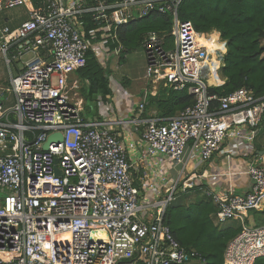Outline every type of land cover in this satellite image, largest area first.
<instances>
[{
    "label": "built area",
    "instance_id": "built-area-1",
    "mask_svg": "<svg viewBox=\"0 0 264 264\" xmlns=\"http://www.w3.org/2000/svg\"><path fill=\"white\" fill-rule=\"evenodd\" d=\"M181 2L0 0V12L26 8L21 21L0 23V57L10 74L0 91V264L206 263L201 251L183 247L165 223L167 207L180 188L194 187L197 174L185 173L191 160L205 163L228 142L253 141L264 117V96L246 86L211 93L218 84L187 71L199 53L195 38L203 32L179 18ZM154 11L171 15V29L149 30L141 43L150 85L132 122L142 129L139 140H127L115 126L128 121L93 120L82 113L75 73L95 49L83 18L93 17L95 37ZM114 54L121 59L122 50ZM185 89L194 95L193 105L172 117H142L150 97ZM72 92L79 100L73 101ZM54 133L63 140L44 150ZM159 158L175 162L180 174L169 179L164 167L154 178L146 173L143 192L132 168L146 161L154 170ZM247 173L252 188L246 194L205 192L216 206L217 225L232 220L243 225L227 245L225 264H254L264 256V223H245L251 210L264 211V166L251 162ZM100 231L106 239L94 235Z\"/></svg>",
    "mask_w": 264,
    "mask_h": 264
},
{
    "label": "trees",
    "instance_id": "trees-1",
    "mask_svg": "<svg viewBox=\"0 0 264 264\" xmlns=\"http://www.w3.org/2000/svg\"><path fill=\"white\" fill-rule=\"evenodd\" d=\"M179 18L191 21L198 32H203L195 38L199 46L196 58L201 67H207L204 78L211 85L218 84L209 88L211 93L225 95L246 86L254 89L257 96H264V0H182ZM83 19L88 37L95 44V49L88 51L85 62L76 70L77 76L87 84L86 103L112 94L110 74L100 59L101 50L111 54L120 49L124 60L125 54L141 46L149 30L169 32L172 21L168 13L154 11L126 24L114 25L105 35V31H98L93 37L90 32L98 25L91 15ZM211 54L214 55L209 61ZM152 99L157 116L162 118L177 115L195 101L186 89L161 90ZM215 209L211 200L196 198L185 202L176 195L164 218L183 247L202 252L206 258L204 264H225L227 245L242 230L236 220L221 227L216 225L211 217ZM254 264H264V256Z\"/></svg>",
    "mask_w": 264,
    "mask_h": 264
},
{
    "label": "crops",
    "instance_id": "crops-1",
    "mask_svg": "<svg viewBox=\"0 0 264 264\" xmlns=\"http://www.w3.org/2000/svg\"><path fill=\"white\" fill-rule=\"evenodd\" d=\"M0 59L2 58L0 57ZM13 69L16 73L18 70V64H15ZM1 74L2 72H0V75ZM9 76L10 74L8 69L7 75L0 78V91L8 85ZM114 82L115 84L119 85L120 89L119 88L116 89V86L113 87V82L110 81V86L113 94L112 98L114 97V102L112 101L111 102L113 103L112 104L113 108H115L114 113H112L111 120L128 121L126 125L123 124L115 127L121 132L122 136L125 139L137 141L139 140L142 129L136 128L135 124L132 122L133 120H135V118L138 117V115H140V113L137 112V107L142 96L141 92L139 93L135 89L134 92L127 93L125 95L121 90L122 89L120 86L121 84H119L116 80ZM7 96L9 100L12 98L13 101V96L11 93H7ZM151 98L153 97H150L149 100H151ZM107 100L109 101V99ZM85 103L86 102L84 99V105ZM115 113L116 115H114ZM85 116L93 120L100 119L99 115H95L91 117V115L85 114ZM142 117L149 118L151 116H145V111H144ZM136 155H137L136 151L132 153L131 157L133 161L136 160L137 158ZM157 161H159V159H157ZM161 161H164L166 164L173 162L172 160L169 159H161ZM251 162H255L258 165L264 166V118L261 124L255 129V138L253 139V141L242 142L241 144H238V142L237 143L228 142L223 147L222 151L217 153L212 158V160L202 163L203 164L202 167L200 166L195 170L191 169L189 163L187 165L185 173L197 174V178L193 181L195 185L194 187L192 188L190 187L185 190L183 188H180L178 191H181L183 193L189 192V194L191 193L190 195L195 196L193 197L195 199L203 198L205 200H211V201L212 199L207 197L205 194L207 190L230 191L235 194H246L252 188V181L247 173V165L250 164ZM173 163H174V167L171 174H169L168 171L165 172L163 171L164 176L169 179H176L180 174V166H176L175 162ZM199 163L201 162L196 161V164ZM158 170H151L150 166L146 161H136L134 167L132 168V173L135 178L136 185L143 190V182L145 180L143 178L145 177V175L148 174L150 178H154L155 172H158ZM157 183L159 184V181ZM143 192L145 191L143 190ZM258 212H263V211H258ZM214 213L211 215V217L213 222L216 224L214 219Z\"/></svg>",
    "mask_w": 264,
    "mask_h": 264
},
{
    "label": "rangeland",
    "instance_id": "rangeland-1",
    "mask_svg": "<svg viewBox=\"0 0 264 264\" xmlns=\"http://www.w3.org/2000/svg\"><path fill=\"white\" fill-rule=\"evenodd\" d=\"M26 8L25 7H18L10 10H5L0 12V23H4L6 19H10L11 23L19 22L22 20L23 16L25 15ZM264 43V40H263ZM101 60L103 62V65L106 66L108 69V72L110 74V81L113 82V87L116 86V89L119 88V85L115 84V80L121 84V90L126 95L127 93H132L135 91L141 92V95L144 92V89L150 85L149 80L145 79L143 76L146 71V57L144 50L141 46H137L133 50H131L126 58L124 60L119 59L118 55L111 53L107 54L104 51H101ZM264 56V54H263ZM8 67L5 61L0 59V72L2 74L0 75V78L7 75ZM205 74H203L204 77ZM126 84V85H125ZM81 89L79 90L83 97H85V90H86V82L84 83L82 81L81 83ZM72 99L73 101L79 100L80 95H76L75 92H72ZM113 94L110 96H107V98H98V100L89 101V103H85L84 105V111L82 112L84 115L89 114L91 117L95 115H99L100 119L105 120H111L112 119V113H114L115 108L112 106V102H114V97L112 98ZM109 99V101L107 100ZM155 99L149 100L148 105L145 108V116H153L157 115V107L155 104ZM12 98L7 103L8 105H11ZM112 101V102H111ZM13 104V103H12ZM89 106V107H88ZM116 115V113L114 114ZM74 135H70V139H73ZM202 162L199 164H196V160H192L190 162L191 169L195 170L198 167H202ZM161 167H165L163 170L168 171L169 174L172 173L174 163L170 162L166 164L164 161H161V158H159L158 165L154 168V170H158ZM191 194V193H190ZM188 193H183L181 191L177 192V196H179L181 199H183L185 202L188 201H194L196 200L194 195H190ZM194 194V193H193ZM249 217H247V225L249 227H254L258 224L264 223V213L263 212H255L250 211ZM235 221V220H234ZM239 221V220H236ZM240 226L243 227V225L240 222Z\"/></svg>",
    "mask_w": 264,
    "mask_h": 264
},
{
    "label": "bare ground",
    "instance_id": "bare-ground-1",
    "mask_svg": "<svg viewBox=\"0 0 264 264\" xmlns=\"http://www.w3.org/2000/svg\"><path fill=\"white\" fill-rule=\"evenodd\" d=\"M199 35V34H198ZM200 36V35H199ZM207 54V53H206ZM207 65V64H206ZM187 71L192 74V75H196V76H203V74L206 73L207 71V67L205 66V68L200 66V63L198 61V59L195 57L191 63H189L188 67H187ZM202 72V74H200ZM96 233L98 232H94V235L100 239H106V232L105 231H100L97 235Z\"/></svg>",
    "mask_w": 264,
    "mask_h": 264
},
{
    "label": "water",
    "instance_id": "water-1",
    "mask_svg": "<svg viewBox=\"0 0 264 264\" xmlns=\"http://www.w3.org/2000/svg\"><path fill=\"white\" fill-rule=\"evenodd\" d=\"M63 138H64V136H63L62 133H54V134H52V135L48 138V140L45 142V144L43 145V149H44V150H48V149H49V145H50V143H52L53 141H55V142H60V141L63 140ZM57 162H58V160H57ZM56 173H57L58 175H61V171H60V169H59L58 167H57V169H56Z\"/></svg>",
    "mask_w": 264,
    "mask_h": 264
}]
</instances>
